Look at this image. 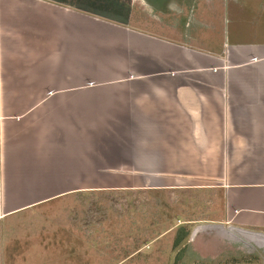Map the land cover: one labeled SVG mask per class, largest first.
<instances>
[{
	"label": "crops",
	"instance_id": "obj_1",
	"mask_svg": "<svg viewBox=\"0 0 264 264\" xmlns=\"http://www.w3.org/2000/svg\"><path fill=\"white\" fill-rule=\"evenodd\" d=\"M138 4L156 19L0 0V227L76 192L194 188L264 241V23L224 0Z\"/></svg>",
	"mask_w": 264,
	"mask_h": 264
},
{
	"label": "rangeland",
	"instance_id": "obj_2",
	"mask_svg": "<svg viewBox=\"0 0 264 264\" xmlns=\"http://www.w3.org/2000/svg\"><path fill=\"white\" fill-rule=\"evenodd\" d=\"M115 1L73 0L96 16L117 21L131 15L137 23H145L158 16L145 14L139 0H118L124 11L132 8L136 13H116ZM224 2L235 9L245 7L240 10L246 12L244 27L263 25L264 0ZM222 204L210 192L194 188L67 194L4 220L0 264H197L199 253L207 260L215 256L201 264H234L228 262L233 257L242 261L236 264H264V241L248 231L226 228L219 221ZM180 226L188 229V235L173 246ZM179 249L182 254L175 260Z\"/></svg>",
	"mask_w": 264,
	"mask_h": 264
},
{
	"label": "trees",
	"instance_id": "obj_3",
	"mask_svg": "<svg viewBox=\"0 0 264 264\" xmlns=\"http://www.w3.org/2000/svg\"><path fill=\"white\" fill-rule=\"evenodd\" d=\"M188 235V229H186L184 226H180L178 229H177V233L175 235V238H174V242H173V246H177L178 244H180L184 238ZM182 254V249H179L177 254H176V257H175V260H178L180 258ZM247 257V256H246ZM246 259V258H245ZM250 258H247L246 261H248ZM208 260H215V259H208ZM207 259H200L197 264H201V263H204L206 261H208ZM251 260V259H250ZM233 262L234 264L236 263H239V262H242L236 258H229L228 262ZM252 261V260H251ZM227 262V263H228ZM226 263V261H225ZM175 264V263H174Z\"/></svg>",
	"mask_w": 264,
	"mask_h": 264
}]
</instances>
